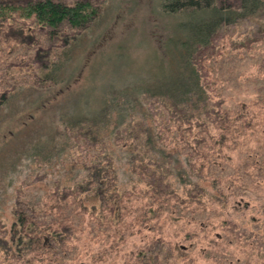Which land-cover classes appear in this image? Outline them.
Here are the masks:
<instances>
[{
	"label": "rangeland",
	"instance_id": "obj_1",
	"mask_svg": "<svg viewBox=\"0 0 264 264\" xmlns=\"http://www.w3.org/2000/svg\"><path fill=\"white\" fill-rule=\"evenodd\" d=\"M89 1L100 7L98 11L102 7L111 8V16L100 23L101 27L95 30L88 46L77 56L76 68L79 66L80 69H76L72 80L61 89L42 92L40 103L44 101L45 111L36 103L23 111H12L6 117L0 115V218L9 221L3 232L0 230V244L12 247L8 228L14 218L13 209L38 222L49 223L56 217L44 206L65 192L62 206L53 208V211L78 229L79 246L65 250L54 247L49 260L43 264H154L141 261L140 253L159 249L151 244L152 237L164 239L167 255L160 258L165 261L264 264V101L260 99L264 98V12L257 16V21L242 22L221 31L195 60L213 106L233 114L245 104L252 105L248 116L241 117L243 121L235 125L228 143L230 148L228 145L225 148L226 155L211 152L215 140L207 138L209 149L201 140L193 142L198 146L185 148L181 136L177 134L175 137L182 153L206 162L199 182L205 191L199 188L182 199H172L163 214L147 225L140 223L145 220L141 212L139 215L133 213L142 208V203L126 202L125 212L133 213V216L128 215L120 225L121 234L124 232L125 236L121 237L120 244H116L114 236H106L107 232H112V224L105 218L100 222L82 212L78 209L79 201L64 189L63 185L68 187L85 177L84 173L76 172L80 161L87 155H97L99 150L79 134L74 138L70 134L66 135L67 138L64 134L58 135L62 130L60 126L56 121V125H51L54 108L79 94L90 98L92 105L98 104L109 83L127 80L143 72L145 66L148 71L158 69L169 33L167 23L170 22L167 16L158 13L156 0ZM230 1L235 3V0ZM21 27L24 31L19 33ZM66 34H72L70 28ZM60 47L61 40L51 43L44 33L21 21L0 25V95L27 83L39 86L36 70L40 60L44 59L41 56L50 49L59 52ZM120 53L125 58L124 66L116 70L108 59ZM146 103L158 115L162 114L164 120L170 118L159 100L149 99ZM44 126L54 133L55 143L58 142L56 145L62 151L60 154L53 151L51 158L33 162L27 155L30 139ZM203 130L201 127L197 130L202 139L206 136ZM63 141L68 142L63 145ZM121 162L114 163L120 165ZM117 180L119 185L127 183L121 174ZM222 222L228 225L226 229L219 225ZM188 231L196 232L197 236L189 239L186 236ZM210 239L218 241L219 246L228 247L230 253L219 252L210 245ZM28 258L32 259L28 256L22 260L0 258V264L40 262L34 258L28 263Z\"/></svg>",
	"mask_w": 264,
	"mask_h": 264
},
{
	"label": "trees",
	"instance_id": "obj_2",
	"mask_svg": "<svg viewBox=\"0 0 264 264\" xmlns=\"http://www.w3.org/2000/svg\"><path fill=\"white\" fill-rule=\"evenodd\" d=\"M68 1L0 0V25L18 20L44 33L51 43L61 40L59 52L50 49L45 52L47 56H41L44 59L40 60L36 70L39 86L27 83L0 95L1 117L11 115L12 111H23L36 103L45 111L44 101L40 103L42 92L68 85L74 72L80 69L79 66L76 68L77 56L88 46L95 30L101 27L100 23L111 16V8L102 7L98 11L100 7L89 0ZM156 1L158 13L167 16L170 22L167 23L169 33L158 69L148 71L145 66L140 74L122 79L118 84L117 81L109 83L102 91L98 104L92 105L90 98L81 94L68 99L54 108L55 119L51 121L52 126L56 121L62 129L58 135L64 134L67 138L66 135L70 134L74 138L79 134L88 143L97 146L98 154L87 155L76 170L84 173L85 177L68 187L63 186L71 197L79 201L78 209L100 222L105 218L112 224V232H107L106 236H114L116 244H120L121 237L125 236L119 228L128 215H139L141 212L145 220L140 223H154L172 199H182L199 191V188L205 191L199 182L206 162L182 153L179 140L175 139L177 134L186 143L185 148L198 146L193 142L201 140L209 149L208 138L215 140L211 152L226 155L225 148L231 141L235 125L252 110V105L245 104L240 111L230 114L213 106L195 60L198 53L210 47L224 29L242 22L257 21V16L264 12V0H235V3L230 0ZM67 28L72 34H66ZM18 31L22 33L24 30L21 27ZM124 60V55L120 53L108 59V63L117 70L124 66ZM149 99L159 100L170 118L164 120L162 114L158 115L151 106L148 107L146 101ZM260 99L264 101V98ZM199 127L206 133L203 139L197 131ZM173 133L175 136H172ZM53 135L47 126L36 132L30 139L28 158L41 162L51 158L53 151L60 154L62 148L57 146L58 142L56 145L57 139ZM116 161L121 162L120 165H115ZM119 174L127 179L125 185H119ZM159 185L165 189L164 192ZM63 195L65 192L44 206L56 217L49 223L38 222L13 209L14 218L8 228L12 247L0 244V258L22 260L28 256L39 259V264H43L49 260L54 247L64 250L78 247L81 238L78 229L62 219L60 213L53 211V208L62 206ZM135 201H140L142 208L132 214L125 212L126 202ZM6 220L0 218L2 232L9 222ZM219 225L224 229L228 226L225 222ZM157 232L161 234L162 231L158 229ZM186 236L191 239L197 233L188 231ZM150 242L159 249H151L147 253L141 251V261L180 264L169 259L167 263L160 258L167 255L162 237H152ZM210 245L222 253L231 251L228 247L219 246L214 239H210ZM31 260L28 258V263Z\"/></svg>",
	"mask_w": 264,
	"mask_h": 264
}]
</instances>
